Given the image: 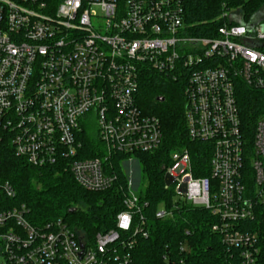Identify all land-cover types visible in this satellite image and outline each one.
Listing matches in <instances>:
<instances>
[{"label":"built area","instance_id":"obj_1","mask_svg":"<svg viewBox=\"0 0 264 264\" xmlns=\"http://www.w3.org/2000/svg\"><path fill=\"white\" fill-rule=\"evenodd\" d=\"M222 6L221 18L238 19ZM184 15V0H0V143L34 167L65 163L85 189L106 190L117 179L105 169L111 156L130 155L124 168L162 143L159 120L138 102L141 77L182 74L188 135L212 144L215 182L193 175L184 149L172 152L170 185L218 217L213 230L238 257L229 264H259L258 237L241 223L264 204V117L251 136L242 129L235 80L264 90V22L229 20L206 36ZM89 134L104 156L82 157ZM1 168L0 264H135V237L148 231L132 177L118 229L88 240L63 219L35 223L25 203L8 204L17 193Z\"/></svg>","mask_w":264,"mask_h":264},{"label":"trees","instance_id":"obj_2","mask_svg":"<svg viewBox=\"0 0 264 264\" xmlns=\"http://www.w3.org/2000/svg\"><path fill=\"white\" fill-rule=\"evenodd\" d=\"M45 1L55 7L60 0ZM224 1L237 12L238 19H229L231 24L264 22V0H184L186 24L201 35H214L220 26L230 22L220 17ZM187 83L182 74L174 77L153 70L141 77L138 102L145 112L159 120L163 135L161 146L155 151L134 154L141 168L137 186L143 203H147L142 214L148 231V236L140 233L135 237V264L238 262L237 253L228 248L220 232L213 230L218 217L206 207L178 198L175 185L166 182L167 171L174 163L172 152L184 149L191 154L193 175L209 178L211 184L215 182L211 175L212 144L193 140L188 135ZM235 85L241 126L251 136L256 122L264 117V90L254 88L242 78H236ZM162 97L164 101L159 100ZM81 138L86 153L83 158L105 155L104 145L97 136L89 134ZM129 157L111 156V166L106 165L105 169L117 176L114 184L103 191H89L75 180L65 163L34 167L26 158L18 156L11 144L1 142V176L17 193L15 198L4 200L11 205L25 203L35 223L63 219L78 235L92 240L98 232L118 229L117 216L125 209L124 201L129 193V176L121 161ZM246 168L252 172L249 163ZM162 207L169 214L158 218L156 212ZM241 225L257 235L258 263L264 264V204L256 208L254 219Z\"/></svg>","mask_w":264,"mask_h":264},{"label":"rangeland","instance_id":"obj_3","mask_svg":"<svg viewBox=\"0 0 264 264\" xmlns=\"http://www.w3.org/2000/svg\"><path fill=\"white\" fill-rule=\"evenodd\" d=\"M125 171L127 172L129 178L134 180L135 185L138 183V180L141 179V168L139 163L134 160L133 164L124 166Z\"/></svg>","mask_w":264,"mask_h":264},{"label":"water","instance_id":"obj_4","mask_svg":"<svg viewBox=\"0 0 264 264\" xmlns=\"http://www.w3.org/2000/svg\"><path fill=\"white\" fill-rule=\"evenodd\" d=\"M159 100L160 101H164V98L162 97ZM166 182H167L168 185H170L171 182H172V179L169 177V175H166ZM71 212H74V210H71Z\"/></svg>","mask_w":264,"mask_h":264}]
</instances>
